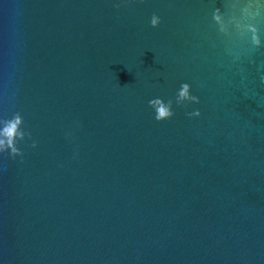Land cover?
Segmentation results:
<instances>
[{"label":"water","instance_id":"water-1","mask_svg":"<svg viewBox=\"0 0 264 264\" xmlns=\"http://www.w3.org/2000/svg\"><path fill=\"white\" fill-rule=\"evenodd\" d=\"M0 140V264H264V0H0Z\"/></svg>","mask_w":264,"mask_h":264},{"label":"clouds","instance_id":"clouds-1","mask_svg":"<svg viewBox=\"0 0 264 264\" xmlns=\"http://www.w3.org/2000/svg\"><path fill=\"white\" fill-rule=\"evenodd\" d=\"M160 23V19L157 16H153L151 20L152 26H157ZM256 43H259L258 39L256 40ZM189 85L184 84L182 85V88L179 92V98L181 100L183 99H197L196 97H191L189 95ZM150 107H152L155 111V119L157 121H164L167 119H170L174 113L171 109V102H168L167 104L164 103L160 99L150 100L149 101ZM196 115H199V112L195 113ZM18 123H20L19 117L16 118L15 121L9 122L7 127L4 129L3 135L7 138V145L9 147L13 148V153L17 152V149L13 146V140L17 133V126ZM5 147V141L0 140V149H3Z\"/></svg>","mask_w":264,"mask_h":264}]
</instances>
